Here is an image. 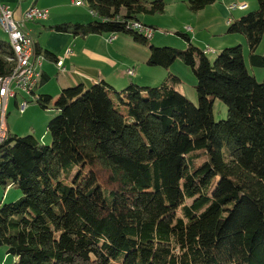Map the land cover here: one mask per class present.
<instances>
[{
  "label": "trees",
  "instance_id": "16d2710c",
  "mask_svg": "<svg viewBox=\"0 0 264 264\" xmlns=\"http://www.w3.org/2000/svg\"><path fill=\"white\" fill-rule=\"evenodd\" d=\"M214 2L187 5L198 12ZM84 3L94 19L48 29L125 34L147 46L157 26L140 17L162 14L167 4ZM257 4L231 19L227 33L243 35L250 65L264 67L256 52L264 0ZM175 33L186 48L151 42L147 64L168 69L180 60L190 67L196 103L177 90L181 80L170 71L157 86L76 83L56 98L36 94L41 108L57 111L46 128L49 144L8 132L0 184L16 185L21 196L0 203V246L13 264H264V78L249 73L241 45L211 61L187 32ZM10 45L0 37V77L15 66ZM34 49L57 62L51 51ZM40 77L48 80L42 70ZM216 98L227 106L219 121Z\"/></svg>",
  "mask_w": 264,
  "mask_h": 264
},
{
  "label": "rangeland",
  "instance_id": "374dc122",
  "mask_svg": "<svg viewBox=\"0 0 264 264\" xmlns=\"http://www.w3.org/2000/svg\"><path fill=\"white\" fill-rule=\"evenodd\" d=\"M167 6L165 11L162 14L147 16V18H152L156 21L157 29L154 30L153 37L158 33V37L155 41V46H171L178 49H185L187 43L175 33V31H181L182 33H186L185 24H188L193 27L194 34L196 33V39L194 34H189L194 37V42L192 43L197 47L201 48L206 52V56L212 61L215 59L217 54L225 47H231L236 45H243V53L245 57L246 67L257 82H261L264 78V67H254L251 66L248 60V46L246 43V39L243 35L238 33H227V26L225 18H221L223 16H219L217 11L213 10L212 7H209L214 13L209 11H199V12H191L186 8L187 2L184 0H165ZM219 2L226 3L227 5L231 3L237 4H246V8L244 9H233V14L239 12L238 10H243L240 17L245 15L250 11H254L258 8L257 0H218ZM248 7V8H247ZM85 14L91 15L89 9L86 4L79 7ZM92 17V15H91ZM229 17V16H228ZM231 17V16H230ZM235 17V16H233ZM143 19V17H140ZM236 19V18H235ZM144 20V19H143ZM26 22L28 26L34 25L38 29L42 28L45 25L48 27L49 25L47 21H28ZM34 22H37L34 24ZM145 22H150L149 19H146ZM36 36L35 30L32 33ZM44 34V33H43ZM42 34V36H43ZM215 34V35H214ZM111 33H103V36L97 38L95 41H92L95 46H97L98 50L101 51H111L116 47H120L122 51L123 57L119 55L116 56V60L118 62V67L124 70H127V67L133 68L135 70V76L130 77L125 75L129 80L132 78H136L140 80L141 86H157L159 85L164 77L167 75V72L177 73L179 74V78L181 79V91L185 94V96L196 103V91L194 89V85L196 84L195 76L193 75L190 67L184 65L180 60H176L168 69L159 66H151L148 67L147 60L149 57V45L151 44V39L148 41L147 47L144 44L133 43L134 41L129 35L118 34L116 39L109 42L108 38ZM0 37L2 39L8 38L7 34L0 27ZM152 37V38H153ZM131 40V42L128 41ZM193 40V39H192ZM159 41H163L162 44H157ZM90 43V42H89ZM88 43V44H89ZM153 43V42H152ZM160 43V42H159ZM94 46V47H95ZM212 49L214 52H212ZM219 49V50H217ZM217 50V51H216ZM259 54H264V35L263 38L256 50ZM121 53V52H119ZM130 64H126V62ZM42 68L48 69L50 74V80L46 82L44 85H39L37 89V93L40 91H44L45 93L51 94L54 98L60 93V88L58 86V82L56 80L55 73L57 68L55 64L47 59L42 61ZM140 66V71L138 72V67ZM150 66V65H149ZM147 72V73H146ZM162 72L165 74L162 76ZM160 75V76H159ZM158 78V80H156ZM43 87V89H42ZM119 88L118 90H120ZM182 93V92H181ZM24 99H28L31 101L28 106L25 108L23 112L20 111L19 105L22 103ZM31 95H27L21 91H17L16 98L12 97L9 99L7 104V112H6V126L9 129L10 133L16 135H26L30 134L31 131L34 132V135L37 136L43 143L49 144L51 142L50 133L46 131L47 124L49 120L54 118L57 115V111L53 108L52 104L49 105L47 109L41 108L38 103L31 100ZM212 113L215 121H219L225 119L227 117V106L220 99H214L212 106ZM7 129V130H8ZM46 133V135H43ZM21 196L20 189L11 184L7 187L0 184V203H9L15 201ZM14 257L10 254L6 253V248L4 246H0V264H13Z\"/></svg>",
  "mask_w": 264,
  "mask_h": 264
},
{
  "label": "crops",
  "instance_id": "0c3cea01",
  "mask_svg": "<svg viewBox=\"0 0 264 264\" xmlns=\"http://www.w3.org/2000/svg\"><path fill=\"white\" fill-rule=\"evenodd\" d=\"M184 1L187 2V0H184ZM0 2L6 3L7 5H9V7L14 12L15 18L17 19H20L22 15L24 14V12L31 7H36L40 10H44L46 11L47 18L42 21H47L48 22L47 25H53V24H57L61 22H87V21H91L92 19H94V15L90 11L89 12L92 15V17L91 15L85 14L79 8L80 6L84 5V2L80 6L74 5L72 0H0ZM231 4L227 5L226 3H222V2H219L218 0H215L213 4L206 6L200 11H209V12L214 13V11L216 10L219 16L220 15L223 16L221 18H225L226 26H227L231 19L233 20L234 18H237V16L241 15V12L243 11V10H238L239 12H237L236 14H233L232 10L229 8ZM209 7H212V9L213 10L215 9V10L214 11L206 10V9H210ZM186 8L189 10L188 5H186ZM238 9H241V8H238ZM141 17H143L144 19L143 20L141 18V22H144L150 25L154 24L155 26H157L156 21L153 20L152 18L151 19L147 18V16H141ZM146 19H149L150 22H145ZM35 23L37 22H34V24ZM185 25H187L185 26V31H187L188 34L190 33L194 34L193 27L188 24H185ZM41 26L43 27L38 29L34 25L28 26L25 23V27L29 31L34 43L38 44L41 47V49H47L51 51L53 54H55L57 60L58 59L62 60V64L66 69V73H60L56 66V63L51 61L55 64L57 68L55 76H56V80L58 82L57 84L60 88V91L62 88L71 86L76 83H84L85 85L90 86L93 83H97L102 80L111 84L115 89L122 88L130 82H134L137 84L140 82V80L137 79L138 78L137 76L136 78L134 79L131 78L130 80L126 78L125 76L127 75L126 72H124V70L118 67L116 56L119 55L121 59L123 57L120 47H116L112 49L111 51L105 52V51L98 50L97 49L98 47L93 44L92 41H95L98 38L101 39L103 34H94V35H88V36L82 37V36H76V35L67 34V33L55 32L51 29H48L46 24L41 25ZM34 30L37 33L36 36L32 34ZM158 35L159 34L157 33L152 38L151 42L155 43L153 39L156 40ZM189 36L191 37V35ZM196 36L197 34L195 33L194 34L195 39H196ZM194 37L192 35L191 41L193 42H194ZM6 39L8 40V38ZM129 40L130 39H128V41ZM129 42H131V40ZM159 42L157 44H162L163 41H159ZM133 43H136V42H133ZM145 47L147 46L145 45ZM67 48L71 50V53L65 56V51ZM212 52H214L213 49H212ZM247 56H248V53H247ZM244 61H245V57H244ZM126 64L129 65L130 63L127 61ZM148 67H151V66L148 65ZM128 68L130 67H127V69ZM41 69H42V73H45L48 76V80L46 81L48 82L51 77L48 69L46 70V69H43L42 67ZM37 71L39 72L38 77H40L41 70H37ZM139 71H140V66L138 67V72ZM164 74L165 73L162 72V76ZM174 74L180 76L177 73H174ZM130 77H133V76H130ZM156 80H158V78H156ZM46 82L38 83V87L40 84L44 85ZM181 82L182 81H180V83L176 85V88L178 91L183 93L180 87L182 86ZM38 87L36 88V94L45 93L44 91H40L37 93ZM46 94H49V93H46ZM8 132L10 133L9 129H8ZM31 133L34 134L33 131H31ZM43 135H46V133H43Z\"/></svg>",
  "mask_w": 264,
  "mask_h": 264
},
{
  "label": "built area",
  "instance_id": "2783aa9c",
  "mask_svg": "<svg viewBox=\"0 0 264 264\" xmlns=\"http://www.w3.org/2000/svg\"><path fill=\"white\" fill-rule=\"evenodd\" d=\"M76 6L81 5V0H72ZM246 7V4L232 3L230 9H238ZM47 18L46 11L36 7L27 9L20 19L15 18L13 10L6 3L0 2V21L3 24L5 32L10 34L13 41L17 43V49L20 51V70L16 76H7L0 79V139L3 131L1 122L5 112H7V102L9 100V92L21 91L27 95H31L32 101L37 100L36 88L41 77H36V70H42V61L45 59L41 54H35L34 41L25 27L28 21H39ZM116 39V35L111 34L108 41ZM69 48L65 51V56L69 55ZM56 66L60 73H66V69L62 64V60L58 59ZM128 75H133V69H127ZM31 101L24 99L22 105H19L20 111L23 112Z\"/></svg>",
  "mask_w": 264,
  "mask_h": 264
},
{
  "label": "bare ground",
  "instance_id": "6f19581e",
  "mask_svg": "<svg viewBox=\"0 0 264 264\" xmlns=\"http://www.w3.org/2000/svg\"><path fill=\"white\" fill-rule=\"evenodd\" d=\"M83 2L84 1L81 0V4ZM240 8L242 9V8H245V7H240ZM0 27L5 32L3 24L1 23V21H0ZM5 33L8 36V40H9V42L11 44L10 46L12 47V50H13L14 56L11 57V58L14 60V63H15L13 71L11 72V74H9L7 76H16L17 71L20 70V51L17 49V43L11 39L10 34L8 32H5ZM13 60H11V61H13ZM7 76H2V77H0V79L1 78H6ZM38 76H39V72L36 70V77H38ZM16 95H17L16 92H9V99L12 98V97H16ZM7 104H8V102H7ZM20 105H22V103ZM18 108H20V107H18ZM1 129L3 131V135H2V138L0 139V144L4 141V139L6 138V136L8 134V130H7V126H6V112H5L4 117L2 119V122H1Z\"/></svg>",
  "mask_w": 264,
  "mask_h": 264
}]
</instances>
